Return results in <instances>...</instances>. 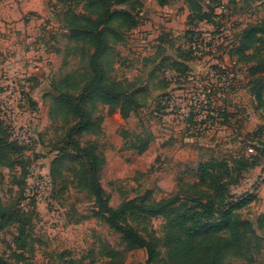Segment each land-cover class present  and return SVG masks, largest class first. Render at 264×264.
<instances>
[{
    "label": "rangeland",
    "instance_id": "rangeland-1",
    "mask_svg": "<svg viewBox=\"0 0 264 264\" xmlns=\"http://www.w3.org/2000/svg\"><path fill=\"white\" fill-rule=\"evenodd\" d=\"M199 2L205 12L202 20L184 0H169L165 7L155 0H112V9L130 11L138 26L127 31L114 22L105 29L107 51L100 64L107 80L135 93L142 107L123 119L98 105L93 119L102 117L100 131L76 140L104 156L98 178L114 209L138 197L152 204L179 196L184 203L193 196L191 187L200 181L205 163L226 162L233 175L221 183L235 202L249 200L239 216L253 224L258 238L253 244L259 248L226 264H264V108L258 88L249 85V65L230 57L231 47L264 19V0ZM8 6H17L23 18L35 16L38 34H22L14 46L0 41V106L7 122L10 118L21 128L35 123L37 139L25 147L31 173L22 189L24 161L0 134V210L6 214L0 255L22 253L27 258L23 264H146L144 249L125 251L120 235L96 215L89 166L63 145L75 121L51 90H64L68 78L75 83L90 77L94 49L85 37L74 39L65 23L71 16L95 19L91 2L10 0ZM15 20L18 25L16 15ZM13 25L8 30L16 29ZM176 61L184 67L176 70ZM36 72L42 81L30 80ZM66 91L79 94L71 87ZM45 93L52 95L44 99ZM27 98L36 106L27 104ZM146 140L150 143L144 153L131 148ZM54 148L60 150L59 176L50 196L44 177ZM257 160L260 166L243 171ZM28 194L42 201L34 205ZM139 216L128 224L147 239L158 240L161 259L156 264H169L163 219H147L142 212Z\"/></svg>",
    "mask_w": 264,
    "mask_h": 264
},
{
    "label": "trees",
    "instance_id": "trees-1",
    "mask_svg": "<svg viewBox=\"0 0 264 264\" xmlns=\"http://www.w3.org/2000/svg\"><path fill=\"white\" fill-rule=\"evenodd\" d=\"M89 1L91 2V11L96 18L71 16L65 26L71 28L70 33L74 39L85 37L94 49L89 58L90 77L75 83L71 78L64 80V90L70 89V87L74 91L79 89V94L76 96L55 86L51 90L58 94V97L56 96L54 99L60 102L59 107L66 108V114L75 121L68 130L63 145L69 147L76 157L86 161L89 166L90 188L98 206L96 215L120 235L126 246L125 251L144 249L148 255L146 264L159 262L161 251L158 248V240L147 239L135 227L128 224V220L132 218L141 219L139 216L141 212L146 215L147 219L155 217L163 219L162 241L169 264H226L229 259L243 257L252 248L258 250V245L253 244V241L258 239L253 224L239 216V211L249 204V200L248 202H235L237 198L235 199L232 194L229 196L226 186L221 183L224 177L228 178L230 174L233 175V169L224 161L213 162L210 165L205 163L201 168L200 181L191 187L193 196L184 203H181L179 196L152 204H147L146 198L138 197L123 203L118 209L110 206V198L98 178V169L105 164V158L102 154L97 155L93 150L82 147L76 138L95 135L100 131L102 117L93 119V111L98 105H101L109 114L119 112L123 119H127L134 111L142 107L135 93L126 92L120 89L116 83L107 80L100 64L107 51L105 29L110 28L116 22L120 28L129 31L138 26V20L130 11L112 9V0ZM155 1L161 7H165L169 3V0ZM184 1L191 14H200L202 20L205 12L199 0ZM81 20L87 21V24H83ZM231 48V58L249 65V85L252 88H258L257 96L264 108V19L245 32L237 47L233 45ZM254 60L257 61L253 62ZM173 65L176 70L184 67L177 61L173 62ZM31 80L39 81L37 78ZM47 95L52 94H46L44 99ZM33 105L36 106L35 103ZM0 134L4 136L9 146L19 150L24 161L21 174L23 175L21 188L24 189L27 183L26 178L30 176L31 161L25 156V147L12 141L1 110ZM149 143L150 140H146L140 144H133L131 148L142 154L147 150ZM199 149L204 152L213 151L209 147H200ZM51 152L55 153V158L50 165V177L53 185H56V177L59 176L56 164H58L60 150L54 148ZM256 157L258 154L252 156L251 159L255 161ZM257 161L258 164H252L249 169L247 168V171H243L248 172L251 168L262 164L261 161ZM242 165L244 167V164ZM206 167H209V170ZM241 172L239 170V173ZM227 199L231 202L228 203ZM241 201L243 200L241 199ZM33 204L35 205L36 202ZM20 213L24 216L31 214L25 211ZM144 219L146 218L142 220ZM5 223V210H0V228H3ZM109 253L111 258L117 255L110 250ZM118 254L122 258L124 252ZM25 260H27L26 256L18 252H14L11 258L0 255V264H23ZM115 263L122 264V260Z\"/></svg>",
    "mask_w": 264,
    "mask_h": 264
},
{
    "label": "crops",
    "instance_id": "crops-1",
    "mask_svg": "<svg viewBox=\"0 0 264 264\" xmlns=\"http://www.w3.org/2000/svg\"><path fill=\"white\" fill-rule=\"evenodd\" d=\"M8 2H10V0H0V26H2L0 28V41L2 43L8 42L7 45L11 44L14 46L17 43L16 39H19V36H21L22 34H38V32L34 29V22L36 21L35 16H31L30 14H28V16L23 18L17 6L15 10H11V7L8 6ZM15 15L19 18V20H17L18 25H15L14 22ZM10 23L14 24L13 27H16V29L8 30L10 27ZM19 31L21 33H18ZM37 73L38 72L34 73L30 78H37L42 81L44 78H41L42 75H37ZM44 96L45 95H43V98Z\"/></svg>",
    "mask_w": 264,
    "mask_h": 264
},
{
    "label": "built area",
    "instance_id": "built-area-1",
    "mask_svg": "<svg viewBox=\"0 0 264 264\" xmlns=\"http://www.w3.org/2000/svg\"><path fill=\"white\" fill-rule=\"evenodd\" d=\"M224 9V8H223ZM29 93V91H26V94ZM27 104H29L31 107L33 106L30 99L27 98ZM0 110H1V115L2 118L6 121L7 126H8V131L9 134L11 135V139L12 141L18 143L21 146L24 147H32L34 142L37 139V132H36V124H30L28 127L26 128H21L22 126H17L15 121H11V119L9 118V121L7 122V119L4 118V113L2 111V108L0 106ZM35 111V110H33ZM33 114L35 115V112H33ZM31 173V172H30ZM46 176L44 177V179L46 180V185L49 187V193L51 196V190L53 187V183L50 177V168L47 170L46 172ZM49 196V197H50ZM28 197L30 198V201L34 200L36 203H40L42 201V199L39 198V196L37 195H29ZM45 198H43L44 200Z\"/></svg>",
    "mask_w": 264,
    "mask_h": 264
}]
</instances>
